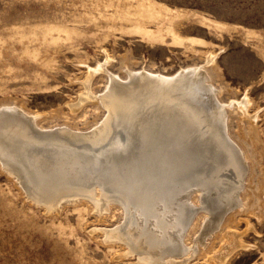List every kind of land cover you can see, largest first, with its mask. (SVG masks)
I'll return each instance as SVG.
<instances>
[{
  "label": "rangeland",
  "instance_id": "rangeland-1",
  "mask_svg": "<svg viewBox=\"0 0 264 264\" xmlns=\"http://www.w3.org/2000/svg\"><path fill=\"white\" fill-rule=\"evenodd\" d=\"M199 65L218 101L231 103L226 135L245 170L241 205L184 258L264 264V0H0V108L40 115L44 128L97 124L106 114L99 99L69 106L85 83L102 94L106 73L126 80L125 69L169 76ZM122 219L117 205L97 212L85 200L48 213L0 165V264H134L122 244L104 243L103 230Z\"/></svg>",
  "mask_w": 264,
  "mask_h": 264
},
{
  "label": "bare ground",
  "instance_id": "bare-ground-1",
  "mask_svg": "<svg viewBox=\"0 0 264 264\" xmlns=\"http://www.w3.org/2000/svg\"><path fill=\"white\" fill-rule=\"evenodd\" d=\"M106 74L102 94L94 97L84 82L68 105L75 111L100 100L106 114L85 131L44 128L40 115L1 107L0 165L48 213L79 200L97 212L117 205L123 219L103 230L104 243L122 244L134 264H187L191 247L241 205L245 162L226 135L231 103L218 101L204 65L169 76L125 69L126 80ZM191 229L194 244L187 246ZM230 240L220 260L231 252Z\"/></svg>",
  "mask_w": 264,
  "mask_h": 264
}]
</instances>
